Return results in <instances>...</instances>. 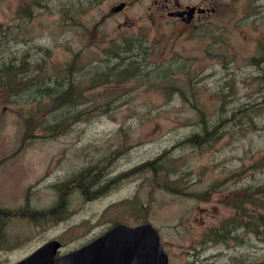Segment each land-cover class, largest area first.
<instances>
[{"label": "rangeland", "instance_id": "obj_1", "mask_svg": "<svg viewBox=\"0 0 264 264\" xmlns=\"http://www.w3.org/2000/svg\"><path fill=\"white\" fill-rule=\"evenodd\" d=\"M119 1L127 7L113 12L112 6ZM219 1L224 9L207 28L198 27L197 17L187 24L162 18L158 12L162 0H0V26L11 36L0 35V58L10 59L15 69L25 66L27 70L17 93H10L6 81L0 80V160L14 149L23 158L18 157L19 167L7 177L0 175V202L9 203L7 215L19 216L14 231L10 225L0 232L4 248L0 264L18 260L47 238L54 236L65 243L84 226L89 233L124 221H150L169 255L168 264H264V164L256 165L264 160V106L255 117L256 127L244 135L225 132L205 149L179 147L180 138L198 126L194 121L198 111L180 99L176 90L165 94L146 77H130L117 85H87L90 101L72 106L77 113L87 104H96L84 118L56 124L54 130H50L54 121L46 124V130L33 124L36 116L50 113L56 118L67 109L48 105L63 92L53 98L35 95L37 88L60 90L70 80L75 88L111 39L115 42L133 32L146 34L151 64L145 70L156 65L160 69L182 66L181 81L172 78L165 86L179 82L190 102L204 106L209 123L220 113L221 99L227 98L228 106L260 100L264 94V61L259 60L264 54V0ZM246 7L248 14L243 13ZM36 62L39 67L27 66ZM108 98L115 109L101 113L97 104ZM145 106L153 109L149 118ZM165 149L181 154L186 168L192 170L184 176L186 192L168 190L148 169H139ZM9 164L2 162L0 169ZM87 166L114 172L115 183L88 188L85 193L81 187L68 190L62 201L72 208L70 214L53 225L27 223L37 215L29 209L17 213L25 204L32 209L58 201L59 189L49 187L81 176ZM255 187L262 192L251 216V204L242 202L249 200ZM39 190L45 191L38 196L35 191ZM99 191V198H84ZM79 218L83 220L75 227L63 230ZM253 223L259 224L256 232Z\"/></svg>", "mask_w": 264, "mask_h": 264}, {"label": "trees", "instance_id": "obj_2", "mask_svg": "<svg viewBox=\"0 0 264 264\" xmlns=\"http://www.w3.org/2000/svg\"><path fill=\"white\" fill-rule=\"evenodd\" d=\"M5 31L2 30V38L11 39V36ZM145 36L146 34L143 32H133L119 37L120 40H116L115 42L111 39L109 44L102 48V51L100 52L101 57L95 59L88 67H86L84 73L82 74V78L79 79L75 88L71 85L73 84V81L70 80L67 86L60 88L61 91L57 89L59 92H63L60 93V99L58 101L54 98V94L59 93L55 87L47 86L45 88H37L35 92H38L39 94H48L54 98L50 99L48 105L59 108L64 105L67 109L60 113V115L56 118L51 117L50 113L36 116L35 122L33 123L34 126H40L42 129L46 130V124L50 121H54L53 125L50 127V130H54L53 128L56 124L67 123L72 119L75 120L86 117L85 114L91 111L96 104L92 107H88L90 104H87L84 108L77 109V113H74L72 106L76 104H84L86 101H90L88 100L89 95L86 87L87 85L98 86L106 85V83H116L117 85L122 81L130 79V77H146L150 81H154V83L160 88H163L165 94L171 95L176 90L179 93L180 99L188 101L190 107H192L193 110L198 111L194 119L198 126L196 128H192V130L186 133L183 138H180V141L178 142L179 147L185 145L192 148L196 147L205 149L211 147L221 136L225 134V132H228L231 135L236 134L240 136L256 127L255 117L259 115L261 113L260 111L263 109L264 94L260 100L250 101V103L247 104L240 103L236 106H228L227 104L229 100L227 98L221 99L220 104L217 107L219 108L220 113H217L211 123H209L207 121V111L203 109L204 106H199L197 101L190 102L184 94V90L179 83L182 79L181 72L183 71L181 65L177 64V67L174 68L171 66H165V69H160V67L156 65L153 69H144L146 66L151 64L147 58L148 44L145 40ZM22 51L23 50L19 52L22 53ZM20 55L15 56L20 57ZM138 55H140V58H138ZM262 57L263 56H260V58ZM8 60L10 59L6 60L0 58V65L2 66L0 67V70L3 71L0 74V77L5 75L9 78V74L13 72L17 73L22 78L24 76L25 66L15 69L12 67L11 63L8 62ZM261 60H264V57ZM27 66L31 68L39 67L37 62L34 64L30 63ZM65 77L66 76L64 75L63 78ZM70 77L71 76H68L69 79ZM172 78H179V82L176 85H173L170 82V85L165 86L166 81H170ZM262 82L264 84V81ZM188 83L190 85L192 84V80L189 78ZM97 106L99 107L101 113H106L109 110L115 109L112 106L111 98L101 101L97 104ZM152 110L153 109L151 107L145 106L144 113L148 118L153 115ZM172 146L174 147V145ZM180 157L181 154H174L171 152V149H165L161 153H157L155 157L146 159L145 162L140 164L139 169H148L149 172H151L152 178L156 181L159 180L160 183L169 188L168 190L172 189L178 190V192H186V185L184 183L188 182H185L184 176L186 173L192 174V170H190V168H186V163L180 159ZM261 163L264 164V160H262V162H256V165L260 166ZM82 172H85V168ZM85 176L86 178L82 176L81 183L86 187L94 183L97 184L101 180L95 175H89L88 172H86ZM250 192L249 203L251 204V216H253L255 206L258 205L256 197L262 191L255 187L254 190ZM193 195L200 197V192H195ZM252 228L256 232V230L259 229V224L253 223Z\"/></svg>", "mask_w": 264, "mask_h": 264}, {"label": "water", "instance_id": "obj_3", "mask_svg": "<svg viewBox=\"0 0 264 264\" xmlns=\"http://www.w3.org/2000/svg\"><path fill=\"white\" fill-rule=\"evenodd\" d=\"M123 5L119 2L113 9ZM57 246L55 240L45 243L14 264H168V255L150 222L134 226L118 223L78 250L53 258Z\"/></svg>", "mask_w": 264, "mask_h": 264}, {"label": "flooded vegetation", "instance_id": "obj_4", "mask_svg": "<svg viewBox=\"0 0 264 264\" xmlns=\"http://www.w3.org/2000/svg\"><path fill=\"white\" fill-rule=\"evenodd\" d=\"M191 7H194L192 10V13L189 18V21H186L185 19L187 18L188 11ZM229 7V4L225 5V8L227 9ZM224 7L222 6L221 2L219 0H196V3H189V2H183L182 0H162V2L159 3L158 6V12L161 15L162 18H171L175 20L176 18L184 21V22H189L194 19L195 17L198 18V21L196 23L198 24V27L200 24L207 25L211 24L216 17L219 15V13H222ZM177 12L173 14L174 12ZM166 13V16L164 14ZM248 9L246 7V10L243 12L245 14H248ZM20 16V15H19ZM22 22V21H21ZM20 22V23H21ZM88 172L89 175H95L97 178L99 177L101 180L99 183H94L91 184L90 186H84L81 181H82V176ZM82 176L75 177L71 179L70 181L68 180L65 184L62 186H59L56 184V182L49 187V189H59L58 193V201L53 202L52 204H49L46 207L40 206L39 208H32L30 209V205L25 204L19 208H17V213L22 212V213H27L28 209L31 212L37 213L35 216H31L29 220H27V223H32L36 226H39L38 224L41 223H49L53 225L55 221H59L64 219V217H67L70 214L69 209H72L71 207H67V203L62 201L64 194L70 190L74 189L75 187H81L84 189L83 193H85V190L89 189H94L93 187H96V189H99V185H111L115 183V179L117 178V175L114 174V172L110 171V173L103 172V171H98L96 166H87L85 168V172L82 174ZM72 185V186H71ZM84 187V188H83ZM29 191V190H28ZM45 190H39L35 191V194L39 196L40 193L44 192ZM102 194V191H99L98 193H92V194H87L84 195V198L87 199H96L99 198ZM12 198L15 199V195L11 194ZM31 196L28 197L30 199ZM89 197V198H88ZM12 199V201H13ZM7 207H4L3 209L0 210V213L3 214L6 212ZM68 210V211H65ZM0 214V215H1ZM83 218H79L76 221H72L70 224L65 226L63 230L66 228L71 229L72 227H75L77 223L82 221ZM3 221H0V226L2 225ZM86 227H82L81 230L77 231L75 234V237H72L68 242L63 243L61 239H58L57 237H52V238H47L42 241V243H45L47 241L58 239L60 244L57 247V250L54 252V256H59L61 254H65L66 252L78 248V246L88 242L90 239L98 236L101 234V230H93L86 232ZM42 243H40L38 246H41ZM36 247L32 248L30 251L34 250ZM26 253L25 255L29 254Z\"/></svg>", "mask_w": 264, "mask_h": 264}, {"label": "bare ground", "instance_id": "obj_5", "mask_svg": "<svg viewBox=\"0 0 264 264\" xmlns=\"http://www.w3.org/2000/svg\"><path fill=\"white\" fill-rule=\"evenodd\" d=\"M143 41V40H142ZM136 48V47H135ZM140 49V48H139ZM131 52V51H130ZM148 52V51H147ZM134 59V58H133ZM141 61V60H140ZM141 64V63H140ZM137 65V64H136ZM30 75V74H29ZM68 78V77H67ZM68 81V80H67ZM65 83H67V82H65ZM46 84V83H45ZM53 87V86H52ZM55 87V86H54ZM56 89V88H55ZM57 90V89H56ZM61 91V90H60ZM57 92H59L58 90H57ZM17 149V148H16ZM16 151V150H15ZM140 159V158H139ZM163 159V158H162ZM151 162V161H150ZM127 164V163H126ZM90 165V164H89ZM130 165V164H129ZM82 167V166H81ZM80 167V168H81ZM148 168V167H147ZM98 169V168H97ZM127 171V170H126ZM153 171V170H152ZM94 177V176H93ZM121 177V176H120ZM92 179V178H91ZM117 179V178H116ZM115 179V180H116ZM70 181V180H69ZM83 183H84V181H83ZM90 183V182H89ZM72 186V185H71ZM84 188V187H83ZM96 189V188H95ZM89 198V197H88ZM69 206V205H68ZM67 211V210H66Z\"/></svg>", "mask_w": 264, "mask_h": 264}]
</instances>
